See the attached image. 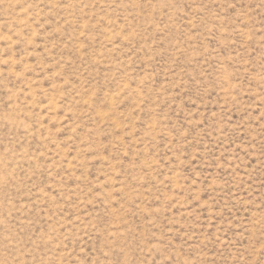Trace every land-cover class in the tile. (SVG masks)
<instances>
[{
	"label": "rangeland",
	"instance_id": "374dc122",
	"mask_svg": "<svg viewBox=\"0 0 264 264\" xmlns=\"http://www.w3.org/2000/svg\"><path fill=\"white\" fill-rule=\"evenodd\" d=\"M0 264H264V0H0Z\"/></svg>",
	"mask_w": 264,
	"mask_h": 264
}]
</instances>
